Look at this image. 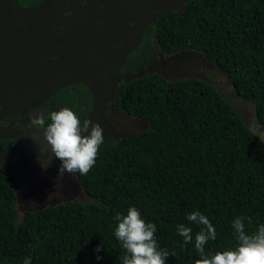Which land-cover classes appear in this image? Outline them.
<instances>
[{
    "label": "trees",
    "instance_id": "obj_1",
    "mask_svg": "<svg viewBox=\"0 0 264 264\" xmlns=\"http://www.w3.org/2000/svg\"><path fill=\"white\" fill-rule=\"evenodd\" d=\"M148 29L165 54L202 52L254 103L264 127V0H189ZM114 103L149 127L99 150L89 173H77L93 201L69 200L20 219L13 179L0 165V264H24L25 257L32 264H122L114 217L130 207L156 224L160 248L175 253L166 264L200 258L195 234L204 226L188 221L194 211L216 230L206 253L236 246L237 217L249 234L264 224V139L212 84L153 72L121 83ZM179 224L192 228V242H184Z\"/></svg>",
    "mask_w": 264,
    "mask_h": 264
},
{
    "label": "water",
    "instance_id": "obj_2",
    "mask_svg": "<svg viewBox=\"0 0 264 264\" xmlns=\"http://www.w3.org/2000/svg\"><path fill=\"white\" fill-rule=\"evenodd\" d=\"M12 1L0 0V116L28 111L67 83L83 82L94 97L88 120L101 124L105 143L114 131L106 110L119 69L150 24L189 0H42L20 8ZM22 53L35 61L19 64ZM0 137L18 141L17 147L0 146V163L50 148L44 132L3 129Z\"/></svg>",
    "mask_w": 264,
    "mask_h": 264
},
{
    "label": "clouds",
    "instance_id": "obj_3",
    "mask_svg": "<svg viewBox=\"0 0 264 264\" xmlns=\"http://www.w3.org/2000/svg\"><path fill=\"white\" fill-rule=\"evenodd\" d=\"M30 125L39 131L44 130L45 139L50 145L48 151L61 161V177L66 172L84 176L94 167L99 148L104 142V129L99 122H82L77 112L64 107L47 114L44 110L34 111ZM114 219L118 222L114 235L120 241L124 253L122 264H166L168 257L175 255L160 248L155 237L156 224L146 221L138 208L130 207L126 215L117 213ZM187 219L204 226L195 234L194 246L200 257L195 264H264V224L249 234L245 231L243 218L237 217L232 224L238 242L236 246L212 254L205 252L209 239L215 240L217 235L209 218L194 211ZM176 230L185 243L193 241L191 227L179 224ZM102 246L98 245L96 251L99 252ZM97 259L101 257L97 256ZM24 264H32L31 257H25Z\"/></svg>",
    "mask_w": 264,
    "mask_h": 264
},
{
    "label": "flooded vegetation",
    "instance_id": "obj_4",
    "mask_svg": "<svg viewBox=\"0 0 264 264\" xmlns=\"http://www.w3.org/2000/svg\"><path fill=\"white\" fill-rule=\"evenodd\" d=\"M41 1L42 0H13L11 4L15 8L32 7L39 5ZM138 49L132 51L127 57L125 64L119 69L117 88L121 80L125 82L145 76L143 75L145 74L144 64L149 65L150 60L147 56L134 59L133 55ZM36 54L40 55V51H37ZM204 56L202 52L196 50H180L172 54H166L165 57L161 54L155 62H152L153 66H149L147 71L162 67V70H167L168 73L174 76L191 75L193 74L194 66H199L206 61V59L203 58ZM43 59L44 58L41 57L39 60L42 61ZM34 61L35 57L33 55H27V53H22L20 59H18V63L21 65L30 64ZM37 61L38 59H36V62ZM73 91H80L82 95H87L89 102H85L86 106L84 109L80 108L78 103L74 105L72 109L78 113L82 122L88 120L94 101L93 94L85 83L73 81L57 89L45 100L41 101L37 106L30 108L28 111H13L9 114L1 115L0 130L15 129L28 133L44 132L43 129L39 131L34 126L30 125L32 113L36 110H44L45 114H47V112L58 111L64 108V106L58 107L54 100L62 93L69 94ZM2 108L3 106L0 104V109ZM111 109L113 110L111 111ZM120 113L131 117L130 114L118 108L114 101H111L107 107L106 116L113 124L114 131L110 139L103 143L99 150L113 140L119 137L123 138L130 134L129 131L125 132L124 130H119L117 118H119ZM135 121H137V124L142 122L145 123L144 119H132L131 125L133 124V126H135ZM0 146L17 147L18 141L15 137H0ZM0 164L9 172L13 179L16 190L17 207L19 206L22 212V218L29 211H36L50 205H57L69 201L75 194L80 193L82 189V184L77 173L72 175L66 172L63 177L59 175L61 161L55 156H52L48 150L34 156L5 161Z\"/></svg>",
    "mask_w": 264,
    "mask_h": 264
},
{
    "label": "rangeland",
    "instance_id": "obj_5",
    "mask_svg": "<svg viewBox=\"0 0 264 264\" xmlns=\"http://www.w3.org/2000/svg\"><path fill=\"white\" fill-rule=\"evenodd\" d=\"M163 55L164 57L166 54L161 51L159 48L155 38L153 30L147 29L144 35V38L142 39V42L139 46V49L136 51V53L133 55L134 59L142 58L144 56H147L149 61L148 64H144L145 67V74L147 75L153 72L160 73L164 76H166L170 80H180L185 78H196L201 79L204 81L209 82L212 84L229 102L233 104V106L238 110V112L242 115L245 122L248 126H250L258 135L261 136L262 139H264V127L263 125L258 121L257 114H256V108L252 101L244 99L241 97L234 86L229 82L228 76L225 72L219 71L218 67L211 62L208 58L205 56L203 58L206 59L205 62L201 63L199 66H194L193 74L191 75H172L168 73L167 70H162V67L157 69H152L151 71H147L149 66H153V61L155 62L160 55ZM124 81L121 80L119 83H123ZM56 105L58 107L64 106L68 108H73L74 105L78 103L80 108L84 109L86 106L85 102L88 103L89 99L87 95H82L80 91H73L69 94L62 93L56 97L54 100ZM113 109H111L112 111ZM132 119L139 120L141 118L131 115H125L123 113H120L119 118H117V125L119 127V130H124L125 132L129 131V133L145 130L149 127V123L145 121V123H139L137 124V121H135V126L133 124L131 125ZM123 127V128H122ZM123 136V135H122ZM122 137H119L112 142L106 144L104 147L110 146L118 142ZM103 147V148H104ZM102 148V149H103ZM70 200H80L83 202H90L93 201L92 198H90L87 193L85 192L83 186L80 193H77L72 197ZM19 218H22V212L19 209V206L17 207Z\"/></svg>",
    "mask_w": 264,
    "mask_h": 264
}]
</instances>
